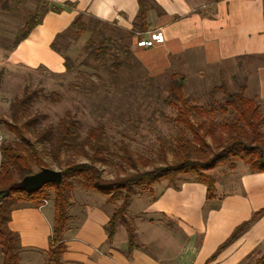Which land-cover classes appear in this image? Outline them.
Listing matches in <instances>:
<instances>
[{"label":"rangeland","instance_id":"obj_1","mask_svg":"<svg viewBox=\"0 0 264 264\" xmlns=\"http://www.w3.org/2000/svg\"><path fill=\"white\" fill-rule=\"evenodd\" d=\"M35 8L36 0H0V119L11 120V103L17 97H22L27 90L36 93V97H32L31 112L46 115V118L38 124L39 128L49 124L57 125L65 113L71 111L78 120L79 141H82L91 127L102 124L105 129V138L112 152L109 163L99 165L106 178H114L123 172L121 164H124V160L121 157L124 152L121 147L127 148V154L136 158L139 155L149 159L150 163L146 168H152L164 164L165 160L173 159V150L176 149V143L180 137H192L189 130L175 122L177 108L166 102L173 74L186 76L185 96L198 107V110L193 112V119L196 122H208L214 119L218 124H222L233 117V112L223 114L219 104L223 103L227 92H236L239 90V85H247L252 80L254 67L258 64V61L246 58L208 64L201 56L188 53L190 49H185L184 55L170 57L168 64L162 63L160 54L157 53L159 51L145 53L144 50L150 46H139L136 38L131 47L135 58L130 60L129 67H123L113 75L111 67L98 66L92 60L89 64L83 63L87 53L82 48L90 37V32L84 33L78 40L69 38L66 41V44L68 43L66 52L75 60V67L71 71L66 70L64 66L61 71H58L43 64L35 68L10 64L6 59L14 50L13 40L25 19ZM61 44L65 42L62 41ZM153 52L156 54L154 55ZM79 54L82 55L77 59ZM112 61H108L107 64ZM245 95H248L247 89ZM262 130L264 131V125ZM32 137V141L35 142L33 135ZM14 139L15 136L4 125H0V144L3 140ZM208 140L211 139L208 138ZM35 145L49 165L48 167L56 170H61L68 161L76 163L88 161L86 156L78 154L76 150L64 151L61 157L57 158L47 144L38 142ZM124 165L126 170H131L127 164ZM238 165L242 166L239 170L247 166L243 161H237L234 167L218 166L217 173L221 175ZM138 166L143 168L141 162ZM39 169L36 168L37 171ZM189 176L192 175H178L173 183L179 185L183 177ZM232 179L236 182L237 174L232 176ZM70 181L72 186L71 191L68 192L70 204L67 206L69 222L66 236L72 241L73 238L82 237L81 212L84 204L88 203L86 209L102 206L114 211L122 201L108 203L106 196L86 189L77 177ZM166 182L164 181L157 188H162ZM155 194L156 189L153 192L140 189L128 207V217L135 230L136 240L147 246L145 251H148L153 259H157L156 254H158L166 260L174 254L172 242H176L177 239L180 241L175 236L176 233L182 232L177 231L174 223H168L166 219H161L159 216L157 218L159 223L155 227L137 226L141 218L138 211ZM48 195L49 208L55 211L53 189L48 190ZM219 202V200L213 201V203ZM49 219L51 222L54 220L53 217ZM145 222H147L146 219ZM165 225L170 227L174 236L167 231ZM118 228L113 242L111 240L106 246L93 248L91 254L95 262H98L105 253L107 254L109 245L117 249L119 246L122 254H128L126 227L120 224ZM263 250L264 242L260 249L254 250L240 264H253L255 259L264 252ZM26 252L25 249L20 251L22 264H37L47 256L43 250L41 255ZM79 256L81 257L82 254L78 253L76 258ZM0 264H3L1 246ZM65 264L86 263L76 259L74 263L66 261Z\"/></svg>","mask_w":264,"mask_h":264},{"label":"crops","instance_id":"obj_2","mask_svg":"<svg viewBox=\"0 0 264 264\" xmlns=\"http://www.w3.org/2000/svg\"><path fill=\"white\" fill-rule=\"evenodd\" d=\"M50 1L58 4L72 2L74 6L60 12H48L43 22L8 54L6 61L10 64L29 68L43 64L61 71L63 57L51 44L79 13L92 15L124 30L133 28L138 14V0ZM155 1L158 8L147 12L149 27L139 37H149L151 32L161 30L165 41L147 47L144 52L159 51L160 61L167 64L170 57L184 55L185 49H190L188 53L201 56L208 64L245 58L258 61L254 77L247 83V97L256 99L264 113V0ZM239 167L242 166L238 165L221 175L217 173V168L211 171L216 178L218 196L214 200L207 199L206 186L191 176L183 177L177 186L168 180L154 186L152 192L156 189V194L138 211L141 218L137 226L155 227L159 223L158 216L174 223L177 231L182 233L175 235L180 241L172 242L174 254L170 259L164 260L158 254L157 259H153L145 251L147 246L137 241L139 246L127 255L120 252L119 246L117 249L109 245L107 254L95 262L91 254L93 248L110 242L106 226L113 211L102 206L86 209V203L81 212L82 237L78 235L79 239L70 241L65 232L67 249L62 255V262L74 263L77 259L86 264H240L254 250L260 249L264 242V215L210 260L238 225L264 207V173H253L248 165L242 170ZM236 174L238 179L233 182L232 176ZM164 181L167 182L158 189ZM215 200L220 202L213 203ZM49 207V203L42 207L33 204L19 206L13 210L9 223L10 228L20 236L22 250L25 249L27 254L41 255L42 250L46 253L44 260H40L42 264H48L53 224L49 218H54L55 213ZM165 228L174 236L170 227L165 225ZM168 232L166 234L170 235ZM78 253L82 256L76 258ZM27 259L30 260L29 256Z\"/></svg>","mask_w":264,"mask_h":264},{"label":"trees","instance_id":"obj_3","mask_svg":"<svg viewBox=\"0 0 264 264\" xmlns=\"http://www.w3.org/2000/svg\"><path fill=\"white\" fill-rule=\"evenodd\" d=\"M69 6H74V3L58 4L50 0H36V8L18 30L13 47L25 40L31 31L43 22L48 12H60ZM156 8L158 4L155 0H138V14L131 30H124L92 15L79 13L65 30L56 35L51 47L62 55L65 69L71 71L75 67V60L66 52V41L69 38L78 40L84 33L90 32V37L82 48L87 53L83 63L89 64L92 60L98 66L111 67V74L115 75L123 67H129L130 60L135 58L131 49L133 40H139L142 38L139 35L148 30L147 12ZM62 41L65 44H61ZM81 55L79 54L77 59ZM110 60H113L112 63L107 64ZM185 85L184 74H173L166 102L177 108L175 122L189 130L192 137H180L176 149L173 150V159L165 160L164 164L152 168H146L150 163L149 159L139 155L136 158L127 154V148L121 147L124 152L121 158L131 170H126L125 165L121 164L123 172L114 178L104 177L99 166L109 163V157L112 155L102 124L91 127L86 138L79 141V123L71 111H67L57 125L49 124L39 128L38 124L46 115L33 114L30 110L32 97H36V93L26 90L22 97H17L11 103V120L0 119V125H4L15 136L14 140H3L0 144V246L3 264H22L20 236L9 226L13 210L24 204L41 206L49 197V189H53L55 194V213L47 263L64 264L62 255L67 249L65 232L69 222L67 206L70 204L68 192L71 191L72 178L77 177L86 189L106 196L108 203L122 201L115 207L106 226L108 239L113 240L118 226L124 225L128 235V252L131 253L139 245L128 217V207L140 189L152 191L157 183L165 179L177 186L173 183L176 176L192 175L195 181L206 186L207 199L214 200L218 196L216 178L211 171L218 166L234 167L235 162L243 161L251 172L264 173V114L259 103L245 95L247 85H239L236 92H227L225 100L219 104L223 114L233 112V117L222 124H218L214 119L208 122H196L193 119V112L197 111L198 107L185 96ZM32 135L35 142L32 141ZM38 142L47 144L57 158H60L64 151L72 149L86 156L88 161L66 162L61 169L63 179L60 184L48 183L34 192L14 187L16 182L36 172V168L49 166L36 148L35 144ZM139 162L143 168H139ZM262 215L264 207L238 225L210 260L239 239ZM253 264H264V252Z\"/></svg>","mask_w":264,"mask_h":264},{"label":"water","instance_id":"obj_4","mask_svg":"<svg viewBox=\"0 0 264 264\" xmlns=\"http://www.w3.org/2000/svg\"><path fill=\"white\" fill-rule=\"evenodd\" d=\"M63 179L62 170H56L50 167H41L33 174L25 176L22 180L16 182L13 186L28 192H34L48 183L60 184Z\"/></svg>","mask_w":264,"mask_h":264},{"label":"built area","instance_id":"obj_5","mask_svg":"<svg viewBox=\"0 0 264 264\" xmlns=\"http://www.w3.org/2000/svg\"><path fill=\"white\" fill-rule=\"evenodd\" d=\"M165 41V36L161 30H156L150 33L149 37H142L137 41L139 46H153L156 43H161ZM48 204V200H44V203L40 206H44Z\"/></svg>","mask_w":264,"mask_h":264}]
</instances>
